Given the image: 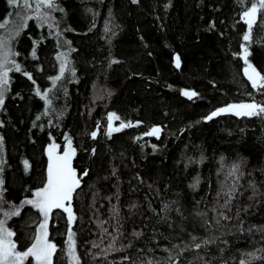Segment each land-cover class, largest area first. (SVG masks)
Returning a JSON list of instances; mask_svg holds the SVG:
<instances>
[{
  "label": "trees",
  "instance_id": "16d2710c",
  "mask_svg": "<svg viewBox=\"0 0 264 264\" xmlns=\"http://www.w3.org/2000/svg\"><path fill=\"white\" fill-rule=\"evenodd\" d=\"M56 3L63 11L51 13L53 28L33 18L11 40L19 53L16 62L36 83L9 73L10 90L0 111L6 200L19 205L43 186L47 147L54 140L63 150L67 135L77 149L73 166L89 173L73 199L80 264H239L248 259L245 253L264 255L258 251L264 249V118L226 114L205 120L229 104L264 103V91L252 88L241 58L246 33L241 15L249 0ZM18 13L25 14L0 0V23L7 21L0 37L8 38L21 23ZM33 41H40L35 60ZM69 48L75 49L69 70L53 87L56 57ZM249 50V61L264 74V24L254 28ZM177 54L180 69L174 65ZM37 87L51 89V107L35 95ZM182 90L198 96L189 100ZM109 113L120 117L114 127L121 121L133 126L109 138ZM154 126L163 129L159 139L145 135ZM234 164L240 172L230 177ZM197 178L199 184L191 187ZM234 182L229 211L221 208L228 199L223 193ZM221 211L232 219L217 224ZM39 219L25 207L8 221L21 249L31 243ZM53 222L55 264H70L66 214L57 210ZM193 236L196 243H213L197 251L187 247Z\"/></svg>",
  "mask_w": 264,
  "mask_h": 264
},
{
  "label": "snow or ice",
  "instance_id": "6c2138e0",
  "mask_svg": "<svg viewBox=\"0 0 264 264\" xmlns=\"http://www.w3.org/2000/svg\"><path fill=\"white\" fill-rule=\"evenodd\" d=\"M243 4L245 0H240ZM8 3L13 7L22 8L25 14L18 13V17L21 23L16 25L15 31L11 32L8 38L0 37V111L4 110L6 94L10 90V72L21 73L33 84L36 83L31 73L24 71L19 63L16 62L15 56L19 53L15 52L11 45V40L20 35V31L27 27V21L35 19L41 26H47L49 29L53 28L54 19L51 16L52 12L63 11L59 8L56 0H8ZM132 3H138V0H132ZM46 10V11H45ZM27 13H34L33 15ZM241 19L246 25V33L243 36L244 44L241 45L242 56L246 67L244 68V75L251 82L253 89L257 91H264V74L257 71L256 67L249 61V56L252 54L249 50V45L253 43L254 28L258 24H264V0H249V6L242 12ZM7 21L0 23V29H5ZM58 26V24H57ZM210 27H215L214 24ZM105 31H109L106 27ZM60 32L56 33L59 37ZM40 41H33L34 47L31 51L32 58L38 59L36 48L39 47ZM65 44H70V41H64ZM75 49L69 48L67 51L60 52L56 59L59 64V75L52 78V85L56 87L57 82L65 77L66 71H68V65L70 63L68 56L70 52H74ZM111 63H118L117 60H112ZM174 65L177 69L181 68V57L177 54L174 57ZM71 75L75 76V70H70ZM41 91L39 87L35 89V95L38 96L44 103L51 107L52 99L49 97V92ZM181 94L192 100L198 96L195 91L182 90ZM231 114L236 117L264 118V103H257L254 100L250 103L229 104L226 107L218 108L211 112L206 121H211L215 117ZM47 115V111L45 112ZM40 117H37L39 120ZM120 117L116 113H109L107 116V131L106 135L111 138L113 133H118L125 128L133 126L131 123L120 122L118 127L113 126L114 121H119ZM3 124L0 123V127ZM35 127V125H33ZM99 129V124H97ZM163 129L159 126L152 127L145 135L155 137L159 139ZM92 139H96L98 132L93 131L90 133ZM66 145L61 150L60 145L54 140L47 147V159L48 164L46 168V177L43 186L32 191L30 198L23 199L19 205H16L6 200L4 193L7 191L5 187V180L3 179V165L0 164V264H55V258L57 256V245L50 239L49 226L53 222V213L57 210L66 214L68 230H67V256L69 257L70 264H80V257L77 254V243L75 240V233L72 230V226L75 223L77 217L73 211V199L78 194L77 190L81 188V182L84 177L88 176V170L78 172L73 166V160L76 157L77 149L73 147L72 138L65 135L64 137ZM155 147V146H153ZM3 149V137L0 136V150ZM95 154V149L92 150ZM24 168L27 171L30 168L29 162L24 161ZM240 172V165L234 164L229 171L230 177L236 176ZM242 175V173H241ZM239 177H237L238 179ZM199 184L197 178L195 183L191 187L195 188ZM254 187V186H253ZM235 188V182L232 188L228 192H224L223 195L227 196L221 208L231 210L229 205L231 200L235 198L233 189ZM221 193H217L219 197ZM251 198V197H250ZM7 206V207H5ZM25 207L34 209L40 219L36 223L35 233L32 237L31 243L21 249L17 240V233L8 224V221L13 217H19L22 210ZM135 207V205H133ZM167 207V205H165ZM115 210V209H114ZM212 211H216L215 208ZM118 215V213H117ZM198 215H206L205 213H198ZM231 220L232 217L228 216L224 211L219 213V218L216 223L219 224L220 220ZM133 235L139 237L141 233L134 232ZM198 238L192 237V244L187 246L199 251L203 246L213 243L211 240H203L201 243H196ZM116 240L113 239L109 245L110 248L115 247ZM131 245H128L130 247ZM93 247H99V245H93ZM168 251V249H165ZM258 251L264 253V249ZM248 259L241 258L239 264H254V261H264V255L258 256L256 252L245 253ZM171 258V257H170ZM127 260L128 257H125ZM202 259V258H201ZM147 264H153L151 260Z\"/></svg>",
  "mask_w": 264,
  "mask_h": 264
},
{
  "label": "rangeland",
  "instance_id": "374dc122",
  "mask_svg": "<svg viewBox=\"0 0 264 264\" xmlns=\"http://www.w3.org/2000/svg\"><path fill=\"white\" fill-rule=\"evenodd\" d=\"M20 14H23V13H20ZM7 31V30H6ZM11 31V30H10ZM11 33V32H10ZM2 37V36H1Z\"/></svg>",
  "mask_w": 264,
  "mask_h": 264
}]
</instances>
